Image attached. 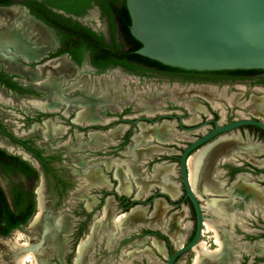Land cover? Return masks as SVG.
Segmentation results:
<instances>
[{
	"label": "flooded vegetation",
	"instance_id": "flooded-vegetation-1",
	"mask_svg": "<svg viewBox=\"0 0 264 264\" xmlns=\"http://www.w3.org/2000/svg\"><path fill=\"white\" fill-rule=\"evenodd\" d=\"M16 1L18 7L39 22L52 39V45H38L35 48L39 57L34 62H26L2 51L9 56L7 57L0 50V60L3 61L0 63V111L9 114L2 104L8 100L15 102V110L22 113V124L28 126V135L20 136L10 130L0 117V149L27 161L33 168L29 176L19 170L5 171L2 168L0 173L8 178L11 174H21L37 180V185L30 190L18 185L11 189L12 204L9 200L8 202L13 209V198L18 196V192H22L19 196L20 206L25 205L26 199H33V213L22 227H27L38 209L36 189L41 186L44 209L39 223L42 230L36 235L47 236L50 234L49 228L54 231L58 221L75 218L78 220L77 226L72 228L70 221L64 238L66 241V235L69 234L70 239L78 241L76 252L79 243L87 240L94 222L101 219L105 202L110 198L111 217L118 216L115 215V210L122 212L119 215H125L140 207L145 210L144 218L140 221L132 220L128 225L122 224L124 226L119 227H113L112 224L99 225L89 244L85 263L116 264L119 259V264H167L168 257L175 250L195 238L198 228L196 206L187 195L182 181L180 159L183 151L215 126L244 118L264 120V116L256 114L254 110L251 116L235 115L233 109L227 108L221 102L231 101L237 104L236 102L244 100V93L231 94V86L245 84L249 87H264V84L257 82L258 78L251 75L235 78L225 74L167 70L147 64L140 65L141 73L129 71L122 65H113L111 61V49L116 41L121 43V40L114 39L119 28L113 32L112 26L116 21L113 20L112 10L102 7L107 4V0H11L8 5L0 3V11H15L12 6ZM51 2L66 3L76 11L67 12L51 7ZM116 16L115 13L114 19ZM58 59L69 63L77 72L74 78L64 79L61 90L66 91V94L78 90L64 88L68 81L75 80L71 85L79 86L78 80L83 77L87 80L88 87L94 76L115 68H120L139 80L145 77L154 78L162 84H159V88L155 87L151 95L131 96L128 93L124 101L120 100L123 102L121 104H117L119 99L99 98L94 92H90V96L94 97L90 119L74 121L80 106L62 103L53 110L39 109L33 102H48L52 90L40 85L39 81L37 86L26 83L22 78L24 75L32 79L28 70H35L45 62ZM99 62L106 66L101 68ZM202 86H210L214 92L205 97L199 94L169 92L173 87L183 90ZM251 98L260 99L264 107V97L249 95L245 101H250ZM28 106L37 111L27 108ZM47 120L59 126L60 130L46 135L47 128L43 125ZM52 123L51 126L55 127ZM141 125L150 130L154 129L157 133H151L150 136L142 134ZM231 135L238 138L241 144H246V155L235 152L224 154L226 152L220 150L211 153L208 168L201 169L198 189H194L190 181L187 162L189 158L220 137ZM1 142L22 153L10 151ZM254 146L258 148V153L250 151ZM256 161L262 162L257 164ZM117 167L126 175L123 180L128 183V191L118 190L119 180L115 176ZM154 167L168 168L167 175L155 180ZM129 168L133 171L129 172ZM185 170L189 188L199 205L201 228L197 241L179 254L172 264H179L183 256L186 258L185 264H193L194 247L200 241L204 242L208 252L217 249L214 232L206 227V223L218 230L223 247L216 259L206 257L205 263L213 264L216 261L215 264H264V205L237 194L232 188L239 181L241 184H253L264 191V131L254 125H243L215 136L187 154ZM96 174L103 178L102 184L93 183ZM167 187L175 191L174 196ZM139 190L140 196L137 195ZM73 197L76 198L74 202L77 207L70 214H75V217L65 211L66 205L70 203L68 198ZM157 199H161L167 208L156 223L154 219L152 222L151 214ZM222 204H225L224 209H219L217 206ZM174 213L183 214V220L179 224L176 221L171 222L178 228H184V238L180 246L175 245L167 232L169 218ZM44 229L47 232L43 235ZM113 229L115 231L111 235ZM15 230L12 229L7 235L0 234V238H7ZM39 240L40 238L37 242ZM153 240L159 243L162 252L153 246ZM146 242L150 245H146ZM67 246L65 242L62 259L59 260L63 264H68L65 256ZM126 247L131 249L127 250ZM139 257L144 260L141 261Z\"/></svg>",
	"mask_w": 264,
	"mask_h": 264
},
{
	"label": "water",
	"instance_id": "water-1",
	"mask_svg": "<svg viewBox=\"0 0 264 264\" xmlns=\"http://www.w3.org/2000/svg\"><path fill=\"white\" fill-rule=\"evenodd\" d=\"M136 53L164 65L193 71L264 70V0H125ZM243 125L264 131V120L244 118L215 126L182 153V181L198 214L195 238L175 250L167 264L193 245L201 228L200 209L187 181V154L209 139ZM47 230L44 229V233ZM44 240L28 246L37 248Z\"/></svg>",
	"mask_w": 264,
	"mask_h": 264
},
{
	"label": "bare ground",
	"instance_id": "bare-ground-1",
	"mask_svg": "<svg viewBox=\"0 0 264 264\" xmlns=\"http://www.w3.org/2000/svg\"><path fill=\"white\" fill-rule=\"evenodd\" d=\"M38 45H44L49 46L52 45V39L47 32V30L37 21H34L31 17H29L26 13H20L16 14L14 10H8V11H0V50L1 54H3L2 51L9 53V55H15L20 57L21 59L25 60L26 62H34L39 55L36 53V47ZM5 55V54H3ZM7 56V55H5ZM9 57V56H7ZM63 60V59H62ZM61 59L54 60V61H48L42 65H39L36 67V72L34 73L35 78L41 79V84L49 86L52 90L50 100L48 102L43 103H35L34 106L38 107L39 109H45L48 108L50 110L55 109L57 106H59L60 103H66L67 105L73 104L80 106L81 109L78 111L76 118L74 121H81V120H87L90 119V108L93 105V96H90L91 94H88L85 90H75L70 92L69 94H66V91L61 90V85L63 83V80L61 77H59L60 74H68V75H74V72L72 69H69L67 65L62 61ZM69 66V65H68ZM82 81V80H81ZM85 82V81H84ZM211 89V88H210ZM173 94H206L208 93L207 88L198 87V88H188V89H177L174 88L171 90ZM206 96V95H205ZM250 103L253 105L256 114H260L264 116V107L261 103L260 99L251 98ZM46 126V135L54 134L56 131L59 130L58 127H52L51 122L49 120L45 121ZM165 126V125H163ZM141 132L142 134H146L147 136H150L151 133H157L154 131V129H149L143 125H141ZM92 137V135H91ZM246 144H241L238 138L231 135L228 137L222 136L217 141H215L213 144L207 146L206 148H203L199 151H197L194 155H192L188 162V166L190 169V181L192 184V187L194 189H198V179L200 176L201 169H207L208 168V162L210 159V154L214 152H226L224 154H227L229 152H235L239 155H246L244 153L246 147ZM218 146V147H217ZM261 148V147H260ZM223 149V150H221ZM250 151L254 153H258L259 150L255 147H252ZM219 152V153H220ZM215 156V155H214ZM207 160V162H206ZM262 161H256L255 163L260 164ZM198 169V171H197ZM129 172H132L133 170L131 168L127 169ZM204 171V170H203ZM168 172V168L166 167H154L153 169V177L155 178H161ZM170 173V172H169ZM91 174V173H90ZM92 175V174H91ZM124 172H121L119 170V167L115 170V176L118 178V190L128 191V183L123 180ZM167 175V174H166ZM95 184H102L103 178L96 174L94 175ZM126 176V175H125ZM207 176V175H206ZM153 179V178H152ZM162 179V178H161ZM156 180V179H155ZM206 181V179H205ZM204 181V182H205ZM207 183V182H206ZM149 184V183H148ZM87 185V184H86ZM147 186V185H146ZM168 186V185H167ZM172 187V186H171ZM204 187V186H202ZM169 188V187H167ZM233 191L237 194H240L242 196L249 197L253 202H256L258 204L264 205V191L260 189L259 187H256L253 184H241V182L235 183L233 186ZM147 189V188H146ZM202 189V188H201ZM145 190V189H144ZM170 194L172 196L175 195V191L171 188L168 189ZM130 191V190H129ZM37 196H38V209L33 216V218L30 221V226L35 224L38 220V218L42 216L41 212L43 210V193L41 186H38L36 189ZM140 190L138 191L137 195L140 196ZM145 192V191H144ZM105 206L103 208V214L100 217L101 219H97L94 224V229L98 228L99 225L105 224L107 226L113 225V227H119L122 224L128 225L132 222V220H142L144 218V212L140 207L134 208L129 214H121L117 216V218L111 217L109 214V210L111 208L112 200L108 198L105 202ZM228 206V205H227ZM219 209H224L225 204H222L221 206H217ZM165 204L162 202L161 199H157L154 202V208L152 210L151 219L153 222V219L156 220V223L158 220L162 217L163 213L166 210ZM41 215V216H40ZM183 217L182 213H174L169 218V223L167 226V232L172 241L175 243V245L180 246L183 242L184 238V228H178L177 225H172V221L178 222L181 221ZM103 218V219H102ZM40 220V219H39ZM38 220V221H39ZM183 220V219H182ZM150 221V220H149ZM161 221V220H160ZM175 224V223H174ZM181 224V223H180ZM40 226V225H39ZM70 223L68 220H61L57 222L56 229L52 231V228H49V233L47 236H45L43 240V244H41V247L38 249L39 253H35L33 251L27 252L26 248L28 246H31V242L35 239V237H27V240L24 242H20V237L22 233L19 230H16L14 236L9 239H3L0 242V247L4 246L5 250V256H10V262L12 264H27L28 257L31 256L36 264H48V255L46 252L47 246H50L52 248V253H54L60 260L62 259V253L64 251V244L65 241L63 239V236L66 232L69 230ZM124 226V225H122ZM206 227L208 229H212L215 236V241L217 243V249L212 250L208 252L205 248L204 242L200 241L195 247V258L193 261V264H210L205 263L206 257L214 258L216 259L217 255L220 252V248L223 247V240L218 232V230L211 224L206 223ZM42 226L40 227V230ZM55 228V227H54ZM126 228V227H125ZM114 229L111 233L114 234ZM95 233V231L88 237V239L84 242H80L78 246V254L73 262V264H86V256L89 251V244L92 242V236ZM153 246L160 252H162L161 246L159 243L155 240L152 242ZM37 252V251H36ZM39 254V255H38ZM38 255V256H37ZM88 259V258H87ZM88 261V260H87ZM86 262V263H85ZM216 261L213 262L215 264ZM154 264H161L160 262H154ZM212 264V263H211Z\"/></svg>",
	"mask_w": 264,
	"mask_h": 264
},
{
	"label": "rangeland",
	"instance_id": "rangeland-1",
	"mask_svg": "<svg viewBox=\"0 0 264 264\" xmlns=\"http://www.w3.org/2000/svg\"><path fill=\"white\" fill-rule=\"evenodd\" d=\"M18 6H19V4H18L17 1L15 2V5L12 6V8L15 9V13L16 14L24 13L23 10H22L23 8L18 7ZM3 10L7 11V9H3ZM10 56H12V55H10ZM8 62H9V60H8ZM0 63H3V61L0 60ZM65 65H67V67L69 69H72L73 70L74 75L60 74V75H62L61 78L63 80V83H64V79L65 78L66 79L74 78L76 76V74H77L76 70L73 69L71 67V65L69 63H67L66 61H65ZM35 72H36V68H35V70H28V74L30 75V77L32 79L37 80V81L32 80V79H29L27 76H24V75L22 76V78L24 79V81L26 83L34 84V85H37L38 86L37 83L39 81V84L40 85H42V86H44L46 88L51 89L49 86H46V85L41 84V79L34 77V73ZM74 81L75 80L68 81L64 85V88L79 89V87H80L81 90H85L86 92L89 89V93L88 94H90V92H94L95 95L98 96L99 98L111 99V100H113V99L118 100L119 99V101H117V104L120 103V102H122V101H124V99H125V97H126V95L128 93H131V96H134V94H136V95L137 94L138 95H140V94L141 95H144V94L151 95L152 92L154 91L155 87L159 88V84H162L161 81L158 82L154 78H146L145 77V78H142L141 80H139L138 77H134L133 75L127 74L123 70H121L120 68H115V69L109 70V71H107V72H105L103 74L94 76L92 78V80L90 81V85L88 86L89 88L86 87V81L87 80L85 78H83V77L78 80L79 81V86H73V85H71V83H74ZM88 84H89V80H88ZM173 88L169 90L170 93H172L171 90H173ZM203 88H207L208 89V93L202 94L204 97H205V95L208 96V95H210V94H212L214 92V89L211 88L210 86H204ZM229 91L231 92V94H235V93L240 92V93H244V95H245L244 100L243 101L236 102L237 104H233L231 101L230 102L229 101H227V102L221 101L224 106H226L229 109H233V113L235 115L236 114H239V115H242V116H244V115L251 116V114H253V110L255 112L254 107L253 108L251 107L252 105L250 104V101H245V99H248L249 95L264 97V87H259V86L249 87L248 85L245 86V84H237L235 86H231L229 88ZM180 95H182V94H180ZM191 95H194V94H191ZM199 95H201V94H199ZM229 98H232V97H229ZM120 100H122V101H120ZM227 100H229V99H227ZM35 103H40V102H33V104H35ZM60 104H62V103H60ZM26 105H29V103L26 102ZM2 107L4 109H7L6 111H9L10 112L9 114H4V113H2L0 111V117L3 120V122L7 126H9L10 130H12L15 134L20 135V136H27L28 135V133H27L28 126L22 124V119L20 117V115H22V113H19V112H17V110H15V102H13L11 100L4 101V103L2 104ZM27 108H31V107L28 106ZM31 109L33 111H37V109H33V108H31ZM43 126L46 129L45 123H44ZM53 126H55V125L53 124ZM55 127H58L59 130H60V127L59 126H55ZM45 129H44V134H45ZM58 131H56V132H58ZM1 144L3 146L7 147V149H9L12 152L22 153L20 150L14 149L11 146H8V145L4 144L3 142H1ZM254 147L257 148L256 146H254ZM36 181L37 180H35L33 178H31V179L30 178H26V177H24L21 174H11V176L8 178V177H5L4 175H2L0 173V184L3 187L5 193H6L7 197H8V200H9V202L11 204H12L11 189L14 186H17L18 185V186H22V187H25L26 189H29L30 190L35 185H37ZM42 193H43V190H42ZM75 199H76L75 197L68 198V200L70 201V203L68 205H66V208H65V211L68 213V215H71L73 217H75V214H70V212H71V210L72 211H75L76 210L77 204L74 202ZM43 201H44V195H43ZM43 209H44V207H43ZM120 213H122V212H119V211L115 210V215H118L119 216ZM41 214H42V212H41ZM114 218H117V216L114 217ZM39 219H40V217L38 218V220ZM38 220H37V222L35 224H33L31 226H30V222H29V224L27 225V227L24 226V227H22L20 229H16V230H19L22 233V235H21V237L19 239L21 243L24 242L25 240H27V237H35V239L33 240V242H31V244H35V242H37L38 239L41 238V236L38 237L36 235L38 233V231L41 232L40 226H39L41 224L39 223ZM70 221L72 223V228H75L77 226L76 222H78V220L75 219V218H71ZM70 221H69V223H70ZM95 222H94V224H95ZM94 224L92 226V230H91L89 236L94 231L96 232V229L97 228L94 229ZM16 230L14 231L13 234H11L10 236H8L7 238H0V242L3 239L12 238L14 236ZM86 233H88V232L86 231ZM116 235H117V233H116ZM66 237L68 239H66V241H65V238L63 236V239L66 242V246L68 245L67 248H66V251H65V256H66V259H68V264H73V262H74V260H75V258L77 256V254H78V247H77V251L75 252L76 244L78 243V241H75L74 239H70L71 235H69V234L66 235ZM88 237H87V239H88ZM43 238H45V236ZM149 240H151V239H149ZM153 241H155V240H153ZM41 244H43V242L40 243V245L37 248L28 249V247H27L26 250H27V252L33 251V252H35L37 254V253H39L38 252V249L41 247ZM146 245H150L149 242H146ZM135 248H137V247H135ZM4 249H5L4 246H1L0 247V264H12L10 262V259H11L10 256L9 255L8 256H5V254H7V253H5V250ZM125 249L129 250L131 248L130 247H126ZM51 251H52V248L50 246H47L46 252H47V255H48V264H63V263H60L59 262L60 259L54 253H52ZM157 255L160 257L159 254H157ZM139 259L141 261L144 260L142 257H139ZM185 259L186 258L184 256L181 257V259L179 260L178 263L179 264H182V263L185 264ZM134 262L137 263L136 261H134ZM119 263H121V261L119 259H117L116 264H119ZM27 264H36V263H35L34 259L31 256H29L28 257Z\"/></svg>",
	"mask_w": 264,
	"mask_h": 264
},
{
	"label": "trees",
	"instance_id": "trees-1",
	"mask_svg": "<svg viewBox=\"0 0 264 264\" xmlns=\"http://www.w3.org/2000/svg\"><path fill=\"white\" fill-rule=\"evenodd\" d=\"M107 0V4L103 5L104 9L110 8L112 10L113 20L116 21V24L113 23L112 29L113 32L118 27V34L115 35L116 38L121 40L114 43L112 50V64L113 65H122L127 70L141 73L140 65H156L160 68L167 70L175 71H185V72H194V73H208V74H225L232 75L235 78H245L248 76H254L257 79V82L264 84V70L262 69H234V70H218V71H193V70H184L177 67H171L162 64L156 60L150 59L148 57L142 56L136 53V50L141 46V43L135 39L130 33V17L127 11L125 0ZM11 0H0L1 4L8 5ZM122 2V3H121ZM32 3H35L33 1ZM31 7V4L28 3ZM51 7L57 9H62L67 12H75L76 10L66 3L63 2H51ZM35 10V9H34ZM36 11V10H35ZM116 17L114 19V14ZM98 64V63H97ZM99 66L103 68L106 64L99 62ZM0 168L5 171H22L27 176L33 172V168L29 165L27 161L20 159L18 156H12L6 153L4 150L0 149ZM22 192H18V196L15 195L13 198V204L15 209L11 207L8 202L6 193L0 186V234L7 235L12 229H18L23 225H26L28 219L33 213L34 204L33 199L30 197L25 200V205L20 206V198Z\"/></svg>",
	"mask_w": 264,
	"mask_h": 264
}]
</instances>
